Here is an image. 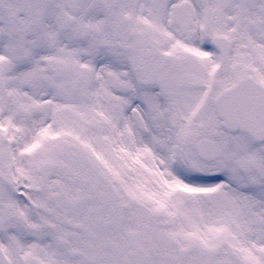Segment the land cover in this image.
Instances as JSON below:
<instances>
[{
  "label": "snow or ice",
  "instance_id": "snow-or-ice-1",
  "mask_svg": "<svg viewBox=\"0 0 264 264\" xmlns=\"http://www.w3.org/2000/svg\"><path fill=\"white\" fill-rule=\"evenodd\" d=\"M0 264H264V0H0Z\"/></svg>",
  "mask_w": 264,
  "mask_h": 264
}]
</instances>
